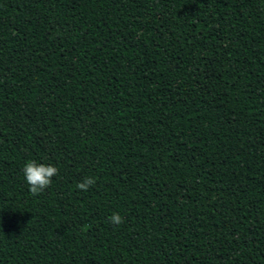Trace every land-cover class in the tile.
Instances as JSON below:
<instances>
[{
  "label": "trees",
  "instance_id": "1",
  "mask_svg": "<svg viewBox=\"0 0 264 264\" xmlns=\"http://www.w3.org/2000/svg\"><path fill=\"white\" fill-rule=\"evenodd\" d=\"M0 264H264V0H0Z\"/></svg>",
  "mask_w": 264,
  "mask_h": 264
},
{
  "label": "clouds",
  "instance_id": "2",
  "mask_svg": "<svg viewBox=\"0 0 264 264\" xmlns=\"http://www.w3.org/2000/svg\"><path fill=\"white\" fill-rule=\"evenodd\" d=\"M58 172L59 169L55 166L37 164L35 161H29L24 166L25 179L33 195H38L47 189L52 184V178L58 175ZM95 182L94 178L88 177L78 183L76 187L80 190L87 191ZM109 219L116 225L123 223V218L118 213L110 216Z\"/></svg>",
  "mask_w": 264,
  "mask_h": 264
}]
</instances>
